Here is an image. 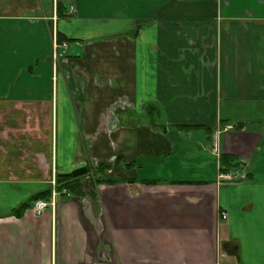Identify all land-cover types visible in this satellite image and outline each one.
<instances>
[{"label":"crops","instance_id":"obj_1","mask_svg":"<svg viewBox=\"0 0 264 264\" xmlns=\"http://www.w3.org/2000/svg\"><path fill=\"white\" fill-rule=\"evenodd\" d=\"M255 108L264 0H0V264H264ZM224 156L245 179H221ZM99 166L119 183L34 213Z\"/></svg>","mask_w":264,"mask_h":264},{"label":"trees","instance_id":"obj_2","mask_svg":"<svg viewBox=\"0 0 264 264\" xmlns=\"http://www.w3.org/2000/svg\"><path fill=\"white\" fill-rule=\"evenodd\" d=\"M65 6V5H64ZM62 10V2L58 1L57 2V13L58 15L61 13ZM64 41H68L64 36L58 34V42L60 44H62ZM222 159V165L224 166V168L222 169L223 173H229L231 171H233V169L240 167L239 164H235V159L233 157H221ZM236 166V167H234ZM108 170L109 168L107 166H99L98 168H89V172L87 175L79 177V178H73V177H62V176H58L57 177V188H59L60 190L67 189L69 191V189H75L76 191L84 190L85 186L82 183L83 179H86L87 181V177H89L88 181L91 182L94 185H98V184H117L119 183V180L114 179L112 177L109 176L108 174ZM46 201H50L51 200V191H48L43 198ZM28 204L23 205L21 209L24 211L25 209H27ZM222 247L223 250L228 254L231 255L233 257L238 256L239 254V249L238 246L232 241V240H224L222 242Z\"/></svg>","mask_w":264,"mask_h":264},{"label":"built area","instance_id":"obj_3","mask_svg":"<svg viewBox=\"0 0 264 264\" xmlns=\"http://www.w3.org/2000/svg\"><path fill=\"white\" fill-rule=\"evenodd\" d=\"M53 45H54V53H53V62L55 64H57V62L63 58H65V56L67 55V43L66 41H64L62 44H60L58 42V35L55 34L54 37V41H53ZM214 151H217V147H216V143H214ZM246 178V173L243 172H239V171H235V172H229V173H223L221 175V179L222 180H226V181H235V180H239V179H245ZM60 194H65L68 196H71V193L68 192L67 190H63L62 192L58 190L57 188V182L56 180L53 181L52 183V191H51V200L50 201H46L43 199H37L34 201L33 204V209H34V213L37 216L42 215L46 209L50 206H54L57 197ZM223 219L227 218V215L225 213L222 214Z\"/></svg>","mask_w":264,"mask_h":264},{"label":"rangeland","instance_id":"obj_4","mask_svg":"<svg viewBox=\"0 0 264 264\" xmlns=\"http://www.w3.org/2000/svg\"><path fill=\"white\" fill-rule=\"evenodd\" d=\"M52 1L53 0H50V4H52ZM111 14L112 15H115L116 14V12H115V10L113 9V6H112V12H111ZM54 46V45H53ZM53 49H54V47H53ZM53 53H54V51H53ZM240 112H242V111H239L238 109L236 110V113H235V118H231V116H230V114L228 115V116H226V115H223V119H226V120H228V119H230L231 120V122H234V123H237L236 121H237V119H239V113ZM261 111H259V109L258 108H255V109H251V117H250V119H252V121H251V126H253V124H256L258 121H260V120H263L264 119V117H262L261 116ZM255 114H258L259 115V117L258 116H256ZM248 118V116H246L245 117V119H247ZM213 149V148H212ZM213 152L214 153H218V150L215 152L214 151V149H213ZM253 159V161H252V163H254V161H255V158H252ZM263 162H264V153H263V155H262V159H261ZM146 168V173L147 174H149V170L150 169H148V167H145ZM155 171V170H154ZM167 171V170H166ZM162 172V170L161 171H159V173H161ZM256 174H257V177H258V179L260 180V181H264V167H263V165H261V169H260V171L259 172H256ZM178 175V177H186V175L185 174H177Z\"/></svg>","mask_w":264,"mask_h":264},{"label":"water","instance_id":"obj_5","mask_svg":"<svg viewBox=\"0 0 264 264\" xmlns=\"http://www.w3.org/2000/svg\"><path fill=\"white\" fill-rule=\"evenodd\" d=\"M88 172H89V169L87 167H81V168H78V169L72 171L71 173L62 174L61 176L62 177L79 178V177L87 175Z\"/></svg>","mask_w":264,"mask_h":264},{"label":"flooded vegetation","instance_id":"obj_6","mask_svg":"<svg viewBox=\"0 0 264 264\" xmlns=\"http://www.w3.org/2000/svg\"><path fill=\"white\" fill-rule=\"evenodd\" d=\"M222 250H223V247H222ZM224 251V250H223Z\"/></svg>","mask_w":264,"mask_h":264}]
</instances>
